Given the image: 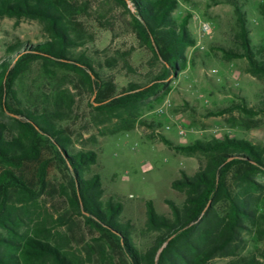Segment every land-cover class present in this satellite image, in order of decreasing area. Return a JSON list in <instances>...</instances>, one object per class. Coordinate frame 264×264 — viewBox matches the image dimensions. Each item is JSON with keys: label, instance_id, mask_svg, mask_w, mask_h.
<instances>
[{"label": "trees", "instance_id": "1", "mask_svg": "<svg viewBox=\"0 0 264 264\" xmlns=\"http://www.w3.org/2000/svg\"><path fill=\"white\" fill-rule=\"evenodd\" d=\"M111 1L130 13L138 36L163 66L148 84H133L120 94L105 82L92 60L73 55L79 46L67 2L0 0V20L42 26L40 36L8 46L0 59V264L87 262L72 252L69 244L55 240L52 220L33 217L32 209L48 189L52 161L42 158L47 150L70 173L67 196L72 209L99 234L98 244L124 256L123 264H209L216 257L232 258L230 264H264V183L259 181L264 177V146L233 137L176 146L161 138L181 154L204 156L207 165L193 176L182 172L173 182L172 188L183 193L185 201L181 205L166 201L171 216L159 214L153 201L147 202V228L156 237L144 251L135 243L131 227L121 220V204L104 203L101 176H87L98 163V154L72 149L68 130L62 125L70 114L64 99L25 101L20 97L19 83L34 62L58 64L89 86L95 95L94 111L107 122L117 120L116 133H122L136 127L143 107L152 99L161 102L169 94L172 79L188 66L187 49L196 44L189 28L190 16L181 21L174 18L178 0ZM228 2L235 9L238 48L216 46L215 50L228 61L245 59L249 73L264 77V48L253 45L242 4ZM259 10L264 17V2ZM239 108L250 113L247 107ZM29 162L39 163L33 181L17 174ZM248 238L255 246L243 255ZM107 264L118 263L110 258Z\"/></svg>", "mask_w": 264, "mask_h": 264}, {"label": "rangeland", "instance_id": "2", "mask_svg": "<svg viewBox=\"0 0 264 264\" xmlns=\"http://www.w3.org/2000/svg\"><path fill=\"white\" fill-rule=\"evenodd\" d=\"M58 1L70 5L79 46L73 49V55L92 60L105 82L115 86L117 94L133 84H148L162 72V64L138 36L125 8L111 0ZM178 1L179 8L173 16L178 21L190 16L189 28L196 44L187 49L188 66L172 79L169 94L161 102L152 99L144 106L132 131L116 133L118 121L107 122L92 108L95 95L89 86L58 64L34 62L18 86L25 101L33 98L47 101L58 96L64 99L70 114L62 125L68 130L72 149L98 154V163L87 176H101L104 203L121 204V220L131 227L135 243L144 251L156 237L147 228V202L153 201L159 214L171 216L166 201L180 205L185 201V195L172 188L173 182L182 177V172L193 176L207 165L204 156L181 154L167 147L161 138L176 146L225 137L264 146V77L249 73L245 59L228 61L215 50L216 46L238 48L234 6L229 0ZM238 2L246 11L253 45L264 48V17L259 10L264 0ZM41 29L36 22L0 20V59L8 46L37 38ZM239 107H247L250 113ZM53 157L51 151L43 153V160L52 161L49 184L32 209L33 217L52 220L55 240L69 244L86 264H107L110 258L123 264L124 256L98 244L99 234L72 209L67 196L70 173ZM38 167L39 163L29 162L17 174L28 181L36 180ZM259 181L264 183V177ZM248 239L243 255L255 246ZM231 261L232 258L216 257L209 264Z\"/></svg>", "mask_w": 264, "mask_h": 264}, {"label": "built area", "instance_id": "3", "mask_svg": "<svg viewBox=\"0 0 264 264\" xmlns=\"http://www.w3.org/2000/svg\"><path fill=\"white\" fill-rule=\"evenodd\" d=\"M205 31H206V33H209V28H207V26L205 27ZM181 134H184V131H181Z\"/></svg>", "mask_w": 264, "mask_h": 264}]
</instances>
